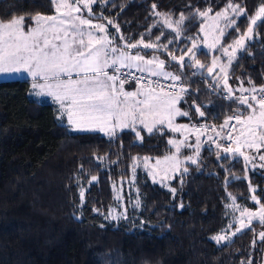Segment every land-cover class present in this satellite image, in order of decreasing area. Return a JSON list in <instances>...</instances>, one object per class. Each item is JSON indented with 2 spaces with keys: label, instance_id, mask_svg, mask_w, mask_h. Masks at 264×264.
I'll return each instance as SVG.
<instances>
[{
  "label": "trees",
  "instance_id": "obj_1",
  "mask_svg": "<svg viewBox=\"0 0 264 264\" xmlns=\"http://www.w3.org/2000/svg\"><path fill=\"white\" fill-rule=\"evenodd\" d=\"M229 3L239 4L247 15L235 17L228 9L236 25L226 28L218 46L223 48L246 32L247 17L264 0H103L91 6V17L83 14L103 23L107 34L116 38L114 46L121 49L126 42L141 39L159 45L126 51L162 58L165 68L180 75L187 86L194 118L218 124L237 109L242 114L246 109L236 97H223L209 87L189 61L184 59L181 67L169 52L181 56L202 39L206 16L195 15L197 10L210 8L208 14H216ZM54 12L51 0H0V19L23 15L25 28L32 24V16ZM156 13L170 14L172 28L183 14L186 19L179 35ZM250 35L232 61L229 84L233 87L239 82L264 83V26L254 27ZM196 55L201 60L211 56L203 47ZM30 93L28 79L0 80V264L263 263L264 242L257 228L244 230L220 246L209 238L223 225L226 191L248 195V182L235 177L244 174L241 159L230 158L208 140L198 163H187L188 171L170 182L175 193L138 173L139 207L131 214L135 215L112 221L109 210L117 204L113 186L131 177L135 157L168 153L170 132L141 130V140L132 130L112 137L99 131H71L58 121L53 103ZM195 106L205 115L200 116ZM225 142L222 138L217 143L226 146ZM249 175L264 205V168Z\"/></svg>",
  "mask_w": 264,
  "mask_h": 264
},
{
  "label": "snow or ice",
  "instance_id": "obj_2",
  "mask_svg": "<svg viewBox=\"0 0 264 264\" xmlns=\"http://www.w3.org/2000/svg\"><path fill=\"white\" fill-rule=\"evenodd\" d=\"M103 0H51L55 8L54 15L36 14L31 17L32 24L25 30V17L13 16L9 19H0V73L8 72H27L33 80L32 88L36 90L37 95H46L52 97L54 102L60 106L61 116L66 115L68 124L75 131H100L112 137L117 129L131 127V130L136 132V135L141 140L140 131L137 130L136 124L139 123L143 129L149 134L154 130L160 131L157 125H163L167 122V127L173 132H188L196 135L194 145L195 154L187 156L186 160L192 164L198 163L200 155L201 135L203 131L199 128H189L187 125H173V121L177 116H187L188 112L182 111L177 107L183 94L187 92V88L183 85L179 86V91H176L177 81L181 80V76L172 71L165 70V61L153 57L145 59L139 52L130 54L126 49L137 48L142 45L144 48H159L160 46L153 43H145L141 39L138 43L126 42L124 48L114 46L115 37L107 34L106 26L103 23H94L92 19L85 18L81 13V7L87 10L88 16L91 17L92 5ZM152 8L155 10L156 5ZM228 9H231L235 17L247 15L245 10L239 4L229 3L224 12L216 13L217 19L223 17L226 21V27L236 25V19L230 18ZM211 9L199 11L195 15L205 17ZM158 16H163V23L172 28L173 21L170 19V14L156 13ZM248 27L246 32L240 35L234 41L235 45L243 47L244 40L250 39L254 31V27L264 26V5H261L254 15L247 17ZM106 19V18H105ZM186 17L182 14L178 21H175L173 31L179 35L180 26L185 21ZM258 21L260 22L258 24ZM108 24L116 27L118 25L112 20H108ZM239 31V28H236ZM203 31V27L201 28ZM101 33L102 35H98ZM224 35L223 29H220V36ZM120 39H124L122 36ZM159 40V37H157ZM171 41H169L170 43ZM215 43H219L217 40ZM215 43L208 45L210 48L215 47ZM165 50L167 51L166 46ZM195 47V45H193ZM232 48V52H229ZM192 52V49H188ZM225 55L229 56L228 63H231V57L236 52V48L229 45L223 49ZM192 60L194 64L189 63L188 66H197L203 68L199 60ZM172 60H177V57L169 52ZM178 63L181 67L185 66L184 54H182ZM154 66V67H153ZM217 66L214 59L212 67L207 69L211 74ZM108 69H112L109 73ZM121 69H128L127 72H122ZM140 73H147L152 77H162L164 80H170L173 83L168 87L170 91L165 92L159 81L148 80L144 83V76L134 77L138 84L143 85L137 91H125L124 85L128 82V78L133 75L132 70ZM221 72H224V66H221ZM251 83V81H249ZM155 84V87L152 85ZM224 88L231 93V88L227 83V74L224 77ZM241 95L236 98L240 105H243L248 114H242L240 109H237L234 115L228 116L224 123L220 126V130L215 127L212 130L217 137L227 138L232 141V144L222 146L216 143L217 148L225 153H234L243 157L246 164L249 161L255 160L256 156L246 155L242 148L255 149L257 153L261 148H264V87L257 88L255 85L251 89L240 88ZM259 91L260 95L255 93ZM253 93L252 95H244V93ZM140 97H143L142 99ZM196 112L200 116L205 113L196 108ZM235 120L236 124L240 125L238 135L233 138L230 129L228 133L221 136V131L229 125V122ZM209 139H212L209 137ZM188 136L185 135L183 140H169V144L173 145L176 154L180 153L181 146H190L186 144ZM235 145V146H233ZM217 158L220 154L217 153ZM145 159V167L147 168V157ZM258 159L264 162V154H260ZM172 161L174 168H179L180 160L178 155L166 156L164 161ZM161 164L160 160L156 161V165ZM264 167V164L260 165ZM135 167V158H134ZM184 172L188 168L183 169ZM158 174V173H157ZM149 175H155L150 172ZM91 179L96 180L95 176ZM175 193V189H170ZM254 192L255 189H252ZM81 199L83 200L84 191L81 189ZM119 198V197H117ZM252 199L257 203L256 196ZM233 207L236 205V198L232 197ZM139 206V200L136 202ZM111 215V210L109 212ZM127 218L126 214H123ZM240 216H248L259 219L264 223V205L261 206L259 212H250L247 208L240 210ZM118 217L112 216V219ZM241 225L244 226V221L241 220ZM232 225L230 224L229 227ZM236 228V231H240ZM235 234V233H233ZM261 238H264V232L260 233ZM213 239L220 241L225 239V236L218 235Z\"/></svg>",
  "mask_w": 264,
  "mask_h": 264
},
{
  "label": "rangeland",
  "instance_id": "obj_3",
  "mask_svg": "<svg viewBox=\"0 0 264 264\" xmlns=\"http://www.w3.org/2000/svg\"><path fill=\"white\" fill-rule=\"evenodd\" d=\"M80 7H81V13L80 14H82L85 18H88L86 16V14H83L84 12H87V10L84 9L82 5H80ZM220 12H224V11H220ZM54 14H55V12L51 15H54ZM92 21L94 23H101V22L95 21V20H92ZM225 25H226V21L223 19V17H220L219 19H217L216 14H214V13L208 14L205 17V19H203V22L201 24V28L203 27V31H201V28H200L202 39L200 41H197L194 44L195 47L193 49L191 48L192 52L187 51L184 54V59L189 61L190 63L194 64V60L191 59L193 56V53H194L195 54L194 59L199 60L200 64L204 65L203 68L193 66L194 71H196L200 77L207 80L208 86L213 87L214 90L216 92L221 93V95L225 93L227 95L226 98H230V97H236L237 98L241 95V92L239 91L240 88L251 89L253 87V85H255L257 90H259V88L264 87V83L261 85H256L253 83L244 84L242 82H239L235 87H233L229 84V77L231 75L230 69L232 66V61L234 60L235 56L237 55V52L242 47L235 45L234 42L232 43L231 46L236 48V52L231 57V63L229 64L228 63L229 56L225 55L223 52V48H225V47H223V48L219 47L218 48V46L221 42V38H222V36H220V29H223V31L225 32V30L227 28ZM25 30L27 31V28H25ZM97 34L102 35L101 33H97ZM246 39L244 40V42L246 41ZM217 40H219V43H215ZM147 43H149V42H147ZM214 43H215L214 48L208 47V45H212ZM200 47H203L206 50H208L210 52L211 56L207 57V59H202V60L199 59V57L196 55V52L198 51V49ZM214 50H217L218 53L213 54ZM229 52L230 53L232 52V48H229ZM129 53L133 54L131 52H129ZM153 57H157L158 59L163 60L159 56H154V55L150 56V57H145V59H152ZM179 57L180 56H177V60L179 59ZM214 59L217 62V66L213 69V72L211 74H209L207 69L209 67H212V62ZM221 66H224V69H225L224 72H221V70H220ZM165 70H167V69L165 68ZM108 71H109V73H111L112 69H108ZM168 71H170V70H168ZM225 73L227 74V83L232 90L231 93H229L228 89L224 88ZM6 79H28V80H30V82H31V93L30 94L32 96H35L38 99L46 100V101L53 103L56 107V116H57L58 121L60 123L67 124L68 128L71 131H75L68 124L67 116L66 115L61 116L60 106L56 102H54L52 97L46 96V95H37L36 94V90H34L32 88V84H33L32 77L27 72L21 71L18 73L17 72L0 73V80H6ZM177 82H178V89L176 91H179L180 85H183L184 87L187 88V86L184 85L181 82V80L177 81ZM140 88H142L140 85H137L134 83H132V84L126 83L124 85L125 91H137ZM163 89L165 92L169 91L165 88H163ZM235 90H236V92H235ZM252 94L253 93H250V92L244 93V95H249V96ZM255 94L258 96L260 95L259 91H257ZM186 95H188V90L185 94H183V98L180 100L177 107H179L182 111L188 112V115L187 116H177L175 118V120L173 121V125L174 126L175 125H187L189 128H199L201 130L207 129V131H203V134L200 137V139H201L200 150L202 148V145L205 142H207L208 140H211L212 142H213V140H215L216 142H219V139H222V138L217 137L216 133L212 130V128L215 127L217 130H220V126L224 123V121L227 117H225L218 124L211 122V121L203 122V121L196 120L194 118V116L192 115V112L190 109V101L188 100V98H186ZM140 98L142 99L143 97H140ZM241 106H243V105H241ZM243 108H245V107L243 106ZM247 114H248V112L246 109V112L244 113V115H247ZM231 123L233 124V126L230 128L229 125H231ZM229 125L227 126V130L229 128L233 129L231 132V135L233 138H235L238 135L240 125L236 124L235 120L230 121ZM136 128L140 132H141V130H144L145 132H147V130L143 129V126L140 125L139 123L136 124ZM157 128L160 129V132L169 131L171 134V136L169 137V140L170 139L171 140H183L184 136L187 135L188 140L186 141V144L190 145V146H181L180 153L176 154L175 147L170 144L171 150H169L168 153H166L162 156H156L153 158L147 157L148 158L147 159V165H148L147 168L145 167V159H144L145 157H137V158L135 157V168H134L135 170H134L133 174L131 175V177L129 179L122 180L113 186L114 197H115L117 204H116V206H114L110 209L111 215L108 214L109 219L112 221H118L121 218H124L123 214H126V216L129 215V216H127L126 219L132 218L135 215V214L134 215H131V214H133L132 210H134V209L137 210L139 207V206L138 207L136 206V202H137V200H139V193H138L137 184H136V179H137L136 176L138 173L145 175L151 182H154L153 176L149 175V173L152 172L155 175V181H156L155 183H158L162 187H165V188L170 190V189H172V187L170 186V182L172 181V179L176 175H178L179 173L184 172L183 169L186 167L187 163H191V162L186 160V157L195 154L194 145L196 142V135L188 133V132H184V131L173 132L167 127V122H165V124H163V125H157ZM122 130H131V127L124 128ZM122 130L117 129L115 134L121 132ZM226 132L227 131H226V127H225L221 131V136H224ZM101 133H103V132H101ZM103 134H105V133H103ZM209 137H211L212 139H209ZM213 144H215V143L213 142ZM233 146H235V145H233ZM241 151H243L246 155L257 157L255 160L249 161L246 164L243 157L239 156L238 154L228 153L231 156L230 158L241 159L243 162V166L245 168L244 174L239 175V176L236 175L235 177L243 178L248 182V195L244 196V197H239L230 191H226V198H225V202H224L225 211H224L223 225L217 232H215L214 234L209 236L210 240L213 241L217 246L224 245V244L230 242L235 235H237L240 232L247 230V229L257 228L259 238L261 237L260 233L264 232V223H262L260 221L259 216H256L255 218H250L248 216H244V217L240 216V210H242L244 208H247L250 212L258 213L259 209L263 205L261 202L257 203L256 201H254L252 199V196L255 195L257 200L260 201V198L257 195L258 186L256 184H254L253 182H251L249 174L252 171H260V169L264 168V167L260 166L261 164H264V162H262L258 159V156L260 154H264V148H261L259 153H257L255 149H248L246 147L242 148ZM173 155H178V159L180 160V165H179L178 169L174 168L172 166L173 165L172 161H170V160L164 161V157L173 156ZM157 160L161 161V164L159 166L156 165ZM252 189H255V191L253 192ZM117 197H119V198H117ZM232 197L236 198L235 202H236V205H238V208H234L232 206L233 205ZM110 210H109V212H110ZM112 216H116L118 218L112 219ZM241 220L244 221V226L241 225ZM230 224L232 225L231 227H229ZM236 228H240L241 230L237 232ZM233 233H235V234H233ZM218 235L225 236V239L220 240V241L213 239V237L218 236ZM263 242H264V238H263ZM263 258H264V256H263ZM262 264H264V260H263Z\"/></svg>",
  "mask_w": 264,
  "mask_h": 264
},
{
  "label": "built area",
  "instance_id": "obj_4",
  "mask_svg": "<svg viewBox=\"0 0 264 264\" xmlns=\"http://www.w3.org/2000/svg\"><path fill=\"white\" fill-rule=\"evenodd\" d=\"M121 71L122 72H127L128 71V69H121ZM132 72H133V75L132 76H130L129 78H128V84H132V83H134V84H137V85H140L141 87H143V85H141V84H138L137 83V81L135 80V78L134 77H138V76H141V75H143L144 76V83L146 84L147 83V81L148 80H153V81H159V83H160V85L161 86H163V88H165V89H167V90H173V89H170L168 86L170 85V84H172L173 82L172 81H170V80H164L162 77H152V76H149L147 73H140V72H137V71H135V69H133L132 70ZM126 84V83H125ZM176 84H177V87H176V89L175 90H177L178 89V82H176ZM156 85L155 84H153L152 85V87H155ZM222 96L223 97H227V95L224 93V94H222ZM230 126V128L233 126V124L231 123V125H229ZM230 128L227 130V132L226 133H228L229 132V130H230ZM226 139V146L227 145H229V144H232V141L231 140H228L227 138H225Z\"/></svg>",
  "mask_w": 264,
  "mask_h": 264
},
{
  "label": "water",
  "instance_id": "obj_5",
  "mask_svg": "<svg viewBox=\"0 0 264 264\" xmlns=\"http://www.w3.org/2000/svg\"><path fill=\"white\" fill-rule=\"evenodd\" d=\"M197 108V106H195Z\"/></svg>",
  "mask_w": 264,
  "mask_h": 264
}]
</instances>
